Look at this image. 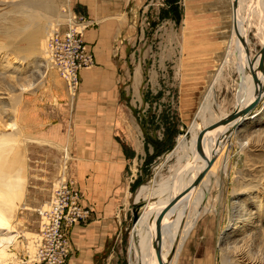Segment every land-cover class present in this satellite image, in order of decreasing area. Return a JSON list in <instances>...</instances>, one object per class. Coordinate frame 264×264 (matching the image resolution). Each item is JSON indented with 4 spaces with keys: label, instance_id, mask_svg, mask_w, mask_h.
Segmentation results:
<instances>
[{
    "label": "rangeland",
    "instance_id": "rangeland-1",
    "mask_svg": "<svg viewBox=\"0 0 264 264\" xmlns=\"http://www.w3.org/2000/svg\"><path fill=\"white\" fill-rule=\"evenodd\" d=\"M66 2L0 0V134L12 136L10 141L0 140V145L6 146L2 151L10 177L6 176V183L19 187L17 196H0L3 219L0 264H31L26 260L35 252L39 229L35 210L57 186L56 165L34 162L45 151L41 148L45 140L33 129V114L36 110L39 115L49 106L48 80L54 70H47L43 59L49 33L65 22ZM130 7L135 17L129 21L130 27L124 35L128 46L120 59L127 61L128 67L120 69V84L128 85L124 89L125 103L138 112L148 135L161 152L146 168L148 175L139 180L140 184L133 191L135 195L141 185L155 188L163 179L162 182L166 179L170 183L177 172L194 169L198 164L185 160L175 172L178 156L183 155L176 143L186 130L183 125L196 113L203 93L219 63L223 62L231 33L232 11L230 0H132ZM238 7L242 17V23L238 21L239 28L244 26L247 49L253 57L264 43V0H243L241 4L238 2ZM13 31L22 35L34 33L36 38L27 46V41L20 40L21 35H11ZM191 39L196 47L203 49L202 54L208 49L207 41L212 44L202 67H192V61L182 67L190 54ZM234 41L237 43L231 49L237 48L238 52L229 57L213 86L212 114L216 120L234 109L241 81L238 69L244 74L242 81L250 76L247 60H241L243 52L237 38ZM189 69L199 72L200 77L198 84L197 81L188 84L192 91L187 93L183 106L182 83ZM254 111L249 120L232 132L224 149L218 151L217 163L199 188L205 195L196 210H193L194 204H189L182 218L180 208L175 212V219L180 217L181 225L175 227V232L165 241V264L173 259L169 254L173 253L174 245L170 252L169 246L174 234L184 241L174 264H264V94ZM12 121L15 126L10 125ZM199 121L201 125L203 121ZM219 132L221 129L216 131ZM198 173L196 171L194 177ZM162 194L163 199L166 194ZM158 196L148 194L141 198H146L147 203ZM196 211L199 215L194 227L181 238L184 229L180 234L177 230L186 224L187 218L192 220ZM132 227L129 212L113 253L105 257L104 264H131ZM148 238L149 234L147 241ZM163 241L162 234L159 244ZM147 251H150L149 245Z\"/></svg>",
    "mask_w": 264,
    "mask_h": 264
},
{
    "label": "crops",
    "instance_id": "crops-1",
    "mask_svg": "<svg viewBox=\"0 0 264 264\" xmlns=\"http://www.w3.org/2000/svg\"><path fill=\"white\" fill-rule=\"evenodd\" d=\"M131 3L132 0H67L68 11L82 13L95 21L83 33L94 63L80 72L74 94L67 91L56 71L51 73L49 106L39 115L34 110L33 129L45 140L41 144L45 151L34 162L56 165L58 178L62 176L78 190L81 205L89 211L87 219L70 231L73 252L65 264H104L105 257L113 253L128 213L132 217L134 206L139 205L142 211L146 204V198L136 199L142 197L139 190L145 185H141L135 195L133 191L140 184L139 180L148 175V165L161 153L138 112L125 103L124 89L128 85L120 84V69L128 67V62L120 59L128 46L124 35L130 27L129 21L135 17ZM232 27L231 21L223 62L219 63L200 101L204 103L210 98V112H202L194 120L201 128L208 124L206 121L216 120L212 114L213 86L229 57L238 52L237 48L231 49L237 43ZM210 44L207 41L208 49L204 54L198 47L192 67H202L207 62ZM193 71L190 70L185 83V98L192 91L188 84L199 83L200 74ZM243 86L244 82L241 91ZM199 120L203 121L201 125ZM226 130L227 127L221 129L219 134L223 135ZM163 180L155 187L159 195L172 183ZM139 201L140 204H136Z\"/></svg>",
    "mask_w": 264,
    "mask_h": 264
},
{
    "label": "bare ground",
    "instance_id": "bare-ground-1",
    "mask_svg": "<svg viewBox=\"0 0 264 264\" xmlns=\"http://www.w3.org/2000/svg\"><path fill=\"white\" fill-rule=\"evenodd\" d=\"M232 1L233 0H230L231 10H232ZM242 1L243 0H241V1L238 0L239 4H241ZM33 2H35L36 4L38 3L36 1H33ZM35 3H33V4H35ZM237 9H238V6H237ZM237 9L235 10V26H236V29L238 30L241 38L238 37L237 35H236V38L238 40L240 49L243 52V57L241 60H243L242 62H244V61L246 62L247 59H246L245 47L247 48V38L245 35L244 26L242 27V29L238 27L239 26L238 19L242 23V21H241L242 17L239 18ZM189 12L192 13L191 10H188V13ZM233 19L234 18H233V11H232V22H234ZM17 32H19V29L17 30ZM17 32L13 31V32H11L12 33L11 35H18V36L21 35L20 40H22L23 42L27 41L26 44L29 41L31 42L32 40H34L36 38L34 33H32L30 35H27L28 33L27 34L24 33L26 35L25 36V35H22V33L20 34ZM8 33L9 32L7 31V35H9ZM187 34H188V32H187ZM22 37H24V38H22ZM242 39H243V41H242ZM9 43H11V42H9ZM14 43L15 42H13V44ZM28 44H27V46H28ZM20 47H22V46H20ZM189 47H190V54L188 55L184 65H183V68H185V66H187L190 61H192V63H193V61L197 55L198 46L196 47V43L193 41V39H191V44ZM257 61H258V58L256 59V61L253 64V69H255V67L257 66ZM191 66H192V64H191ZM190 70L191 69H189V72H190ZM236 70H237V67H236ZM189 72H187V74H185V76L183 77V83H182V90L184 93V97L182 98L183 99V106H185V99H186L185 98V83L187 81ZM237 72H238V75H239L241 81H239L240 83L238 85L234 109H239V108L244 107L246 104H248L250 101H252V99H254L255 93H256L254 84L252 82L251 73H250V76L246 77L244 79V81H242V76L244 77V74L239 69ZM256 74H257L258 78L260 79V81L264 80V73L261 74L260 72H257ZM243 82H244V86H243V89L241 91V87H242ZM22 90H23V88H22ZM210 107H211V100L209 97H207L206 102L199 103V105L196 109V113L192 117L193 119L191 118L186 123L187 125L186 124L183 125V128L185 127L186 130L182 134H180L178 139H177L176 145L181 147V150L183 151V155L178 156V166H177L178 168L175 167L174 171L175 170L177 171V169L179 170V168H181L180 164L182 162H184L185 160H192L193 163H194V161L197 162L198 164L193 166L194 169H191L190 168L191 165H190L189 166L190 170L187 168L188 170L182 169V170H180V172H177L176 176H174V179H173L171 185L168 187V189L166 191L163 192L164 194H166L165 198H163V199L161 198V195L158 194L159 193L158 188H154L151 185H145V186L141 187V190H139V195H142V196H147L148 194L149 195L157 194L159 196L157 197V199L155 201H149L144 205V207L142 208V211H141L140 219L132 227L134 229L132 232L133 236H132V240H131V242L133 241L132 245H131L132 246V248H131V250H132V252H131V254H132L131 264H159L158 259H157V255H156V250L154 249V247L152 245V243H153V241L157 235L156 227H155V218H156L157 214L159 213V211L168 203V201L170 199H172L173 197H175L178 193H180V191H182L184 188H186L194 179H196L198 174L207 165L206 159H204L196 150V139L198 136L196 133H199L202 128L199 125H197L194 120L198 118L197 115L200 117L202 112L203 113H205L207 111L210 112V109H211ZM183 113L186 114V111H183ZM209 122L210 121H206L205 123H209ZM10 125L15 126V123L12 121L10 123ZM230 125L231 124L218 126L214 129L206 132L204 135V139L202 142L201 149H202L203 153L205 154V156L207 157V159H210L211 157L215 158L213 164L210 166L208 171L213 170L214 165L218 161V158H217L218 153H219L218 151L219 150L222 151V148L224 149L225 145L229 141V137L232 134V132H230V130H229ZM225 127H227V130L223 135L216 133V131L218 129H223ZM218 135H220V136L217 137ZM0 138H1L0 140L10 141L12 136H11V134L1 133ZM5 147H6L5 145H0V196H2V197H7L9 195L17 196L19 193V187L16 185L14 186L13 184L11 185V184H9V182H8V184L6 183V180H7L6 176H7V172H8V167L3 162V160L5 158H4V156H3L4 154L2 152L3 148H5ZM186 164L188 165V163H186ZM196 171H198L199 173L196 175V177H194V174ZM208 171L206 172V174L208 173ZM206 174H205V176H206ZM8 178H10V177H8ZM203 179H202V181H203ZM202 181L200 182V184L197 187L192 188L189 192H187L184 196H182L176 202V204L164 215V217L162 219L161 227H160V233H161V235L162 234L164 235V241H163L164 244L163 243H162V245L159 244L158 251H159L160 258H161V262L163 264H165L164 263L165 261H163V253L165 251H167V248H166L167 244H165L166 243L165 241L169 240L170 234L172 233V231L175 232V227H178L181 225L180 217L182 218L183 212H188V205L194 204L193 210H196V208L199 206V204L201 203V200L203 199V197L205 195L204 191L199 190ZM172 191H173V193H172ZM139 198H141V197H139ZM13 200L16 201V198ZM179 208L181 210L180 217L175 219V217H176L175 212ZM206 209H208V208H206ZM198 215H199V213H198V211H196L193 214L192 220H189L187 218L186 224H184L182 226V228L179 227V229L176 232L177 234H180L182 232V229H184L183 233L181 234V238H184L191 231L192 227H194V225H195L194 222L197 219ZM187 217H189L188 214H187ZM147 219H148V221H147ZM2 220H3L2 216H0V224H2ZM164 226L167 227V229H165ZM169 227H170V230H168ZM147 234H149L148 241L146 240ZM183 242L184 241L179 240L175 234H174V236H172L171 244L169 246V252L171 251L170 247H172L173 245H174V251L172 254H169L170 258L173 257L172 262H170L169 264H174L175 258L177 256V254L179 253V251L183 245ZM148 245L150 247L149 252L147 251ZM167 261H168V259H167ZM167 261H166V263H167Z\"/></svg>",
    "mask_w": 264,
    "mask_h": 264
},
{
    "label": "built area",
    "instance_id": "built-area-1",
    "mask_svg": "<svg viewBox=\"0 0 264 264\" xmlns=\"http://www.w3.org/2000/svg\"><path fill=\"white\" fill-rule=\"evenodd\" d=\"M94 24L84 14L70 10L65 22L49 33L43 65L57 72L70 94L78 89L80 72L94 63L93 54L83 40L84 31ZM57 181L47 201L35 210L39 229L35 252L28 256V263L65 264L73 252L70 231L89 215L80 203L78 190L62 176Z\"/></svg>",
    "mask_w": 264,
    "mask_h": 264
},
{
    "label": "water",
    "instance_id": "water-1",
    "mask_svg": "<svg viewBox=\"0 0 264 264\" xmlns=\"http://www.w3.org/2000/svg\"><path fill=\"white\" fill-rule=\"evenodd\" d=\"M238 6V0H233L232 1V11H233V24H234V30L235 33L238 37H240V34L238 30L236 29L235 26V10L237 9ZM241 38V37H240ZM243 41V39H242ZM245 53H246V59L248 66L250 67V73L252 77V82L255 87V97L250 101L248 104H246L244 107L239 108V109H233L230 113L224 115L223 117H220L219 119L215 121L209 122L206 126H204L201 131L198 133L197 139H196V150L197 152L207 161L206 167L198 174L196 179H194L186 188H184L180 193H178L175 197L170 199L168 203L159 211L155 218V227H156V238L154 239L152 245L154 249L156 250V255L159 264H163L161 262V258L159 255V242H160V227H161V222L164 217V215L176 204V202L184 196L187 192H189L192 188L197 187L202 179L204 178L206 172L210 168V166L213 164L215 158L211 157L210 159H207L205 154L203 153L201 146L202 142L204 139V135L206 132L221 126V125H226V124H231L230 125V132H233L238 129V127L244 123L246 120H249L252 115H254L256 112L254 111L258 105L260 104L261 98L264 94V80L260 81V79L257 76V72H260L261 74L264 73V43L260 47L259 51L251 57L249 50L245 47ZM256 58H258L257 61V66L255 69H253V64L256 61ZM141 216V211H140V206L136 205L132 209V224H136L138 220L140 219Z\"/></svg>",
    "mask_w": 264,
    "mask_h": 264
}]
</instances>
